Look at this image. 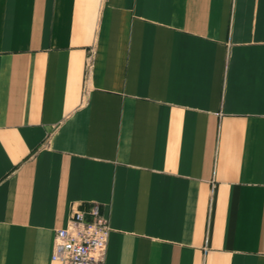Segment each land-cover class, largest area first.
I'll return each instance as SVG.
<instances>
[{
	"label": "crops",
	"instance_id": "0c3cea01",
	"mask_svg": "<svg viewBox=\"0 0 264 264\" xmlns=\"http://www.w3.org/2000/svg\"><path fill=\"white\" fill-rule=\"evenodd\" d=\"M93 204L104 264H264V0H0V264Z\"/></svg>",
	"mask_w": 264,
	"mask_h": 264
},
{
	"label": "built area",
	"instance_id": "2783aa9c",
	"mask_svg": "<svg viewBox=\"0 0 264 264\" xmlns=\"http://www.w3.org/2000/svg\"><path fill=\"white\" fill-rule=\"evenodd\" d=\"M84 220L75 212L65 228L56 230L51 260L59 264H104L110 228L97 204L91 205Z\"/></svg>",
	"mask_w": 264,
	"mask_h": 264
}]
</instances>
